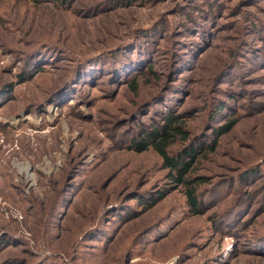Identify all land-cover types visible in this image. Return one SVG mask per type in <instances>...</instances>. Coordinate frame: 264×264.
<instances>
[{"label": "rangeland", "instance_id": "obj_1", "mask_svg": "<svg viewBox=\"0 0 264 264\" xmlns=\"http://www.w3.org/2000/svg\"><path fill=\"white\" fill-rule=\"evenodd\" d=\"M165 108L188 146L234 121L191 166L198 212L127 145ZM263 242L264 0H0V264H264Z\"/></svg>", "mask_w": 264, "mask_h": 264}, {"label": "trees", "instance_id": "obj_2", "mask_svg": "<svg viewBox=\"0 0 264 264\" xmlns=\"http://www.w3.org/2000/svg\"><path fill=\"white\" fill-rule=\"evenodd\" d=\"M94 60L95 59H92L91 61L93 62ZM145 66L149 67L151 65L150 63H148ZM139 69L129 71L128 73H125V75L123 74L120 79L126 80L130 77L134 79V77L142 72L143 68L140 71ZM133 88H135V86H133ZM224 107L225 105L222 107L221 103L214 109L215 112H212L211 114L214 121H218L215 120V118L218 114H220ZM160 112L161 113L157 121L152 122V124L148 128L142 127V129H140V135L132 137V139L128 141L127 145L135 148V150L137 151H143L148 148H152L161 157L163 167L169 170V176L172 181L177 186L184 187L187 200L186 202L190 206L191 210L194 212H198V210L202 208V205H204V203L210 201H206V198H203L198 193L200 192L201 188H198L200 182L197 180V178L192 179L188 177L191 166L196 156L198 155V152L202 151L203 149L208 151H212L215 149L217 138L225 132L229 131L232 128L234 121L232 119H228V121L220 123L216 126L214 124H210L208 128L211 131H214L212 141L202 143L199 139V141H193L191 145L188 146V142L190 141L189 131L183 128L184 119L182 115L180 113H176L175 111L171 112L170 108H165ZM176 141L187 143H185V146H183V149H181L180 151L177 150L171 152L172 150L170 147ZM155 195L156 197L159 196L158 193H156ZM147 202L151 203V201ZM241 206L242 205L233 207L231 213H217L215 217H220L216 219V224H225L226 226L231 225L228 220H234L232 219V214L236 213L238 207L241 208ZM255 246L256 248L264 251V242L261 244L256 243Z\"/></svg>", "mask_w": 264, "mask_h": 264}]
</instances>
